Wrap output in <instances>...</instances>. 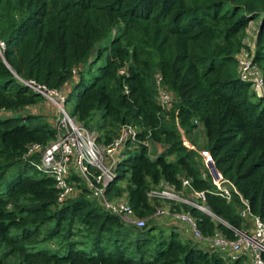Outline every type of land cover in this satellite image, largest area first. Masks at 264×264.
I'll use <instances>...</instances> for the list:
<instances>
[{"label": "trees", "instance_id": "trees-1", "mask_svg": "<svg viewBox=\"0 0 264 264\" xmlns=\"http://www.w3.org/2000/svg\"><path fill=\"white\" fill-rule=\"evenodd\" d=\"M255 20L251 49L246 29ZM0 40V264H249L182 241L176 224L151 218L163 205L147 193L161 183L178 191L188 180L224 223L171 204L195 220L203 237L233 240L225 224L248 228L240 199H221L203 178L200 150L264 222V90L259 95L239 78L237 58L247 51L264 82V0H0ZM157 78L173 96L168 109L158 101ZM30 82L62 90L67 99L75 94L71 117L98 144L110 143L123 125L149 144L151 151L140 143L133 154L125 148L106 190L111 198L125 196L133 215L146 219L143 229L105 212L78 178L74 195L58 202L54 180L25 157L29 146L45 148L55 139V124L29 113L44 102L24 85ZM161 227L170 230L166 238L153 235Z\"/></svg>", "mask_w": 264, "mask_h": 264}, {"label": "built area", "instance_id": "built-area-1", "mask_svg": "<svg viewBox=\"0 0 264 264\" xmlns=\"http://www.w3.org/2000/svg\"><path fill=\"white\" fill-rule=\"evenodd\" d=\"M5 43L0 40V57L4 60ZM250 59L239 63L238 76L245 82H250L253 89L261 95L264 90V82L258 68ZM34 92L45 96L51 102L57 116L55 122V139L46 146L33 144L28 147L26 159L42 175L54 180V187L58 192L57 200L64 202L74 195L78 183L107 213L118 217L123 223L143 229L146 219H138L133 215L132 208L125 196L121 198L109 197L107 187L116 179V164L121 160L126 147H134L143 144L150 151L148 143L140 142L138 131L131 125H123L116 138L108 144H98L96 135L85 127L79 125L66 111V92L48 91L32 82L24 83ZM158 101L163 109L171 107L172 94L165 91L160 85V78L156 82ZM261 91V94H260ZM184 145L193 149L182 137ZM158 153L161 151L157 147ZM202 162L207 170L203 178L210 177L215 187L214 194L225 201H230L237 196L243 209L240 211L242 219L248 222V228L237 229L228 224L225 226L233 233L234 239L230 240L219 234L211 237H203L197 228L195 220L186 213L175 212L171 204H181L191 207L200 213L210 217L213 221L224 224L216 217L206 205L205 193L194 190L188 180H183L181 189L176 191L174 187L161 183L159 188L148 191L147 196L151 200L159 201L163 206L157 207L151 217L156 222L159 218L176 224L179 229L192 241L207 245L210 249L227 252L233 259L246 258L249 264H264V222L251 214L247 202L242 199L236 187L224 179L214 167V163L207 152L201 151ZM37 159V162L33 159Z\"/></svg>", "mask_w": 264, "mask_h": 264}, {"label": "rangeland", "instance_id": "rangeland-1", "mask_svg": "<svg viewBox=\"0 0 264 264\" xmlns=\"http://www.w3.org/2000/svg\"><path fill=\"white\" fill-rule=\"evenodd\" d=\"M259 24V20H255V21H251L248 23L247 25V29H246V33H247V36L245 38V42L246 44L251 48L253 49V41H254V37H255V31L257 29V25ZM108 42V39H104L100 42L101 45H104ZM248 54H247V51H241L238 55H237V58L239 60V63L240 62H243L245 60H248L250 59ZM102 63V60H98V62L94 65L93 64V69L92 71L89 73V75H86L85 77V81H84V84L85 85H88L89 84V80L94 76L96 75L97 73V66L100 65ZM78 79V76L76 75L75 79L74 80H77ZM80 90H82V87L79 88ZM77 92V91H76ZM75 92V93H76ZM260 94H261V91H260ZM75 101H76V95L73 94L72 97H70V99H67V102H66V111L68 112V114L71 116V111L74 107V104H75ZM51 102H49L45 96H44V102L39 105V107H37L36 109L34 110H31L29 113L30 114H36L38 116H40V118L42 120H44L45 122L49 123L51 126H53V124H55L56 122V118L57 116L55 115V110L53 109V107L51 106L50 104ZM17 115H22L24 117V115L26 116V112H18L16 113ZM35 122L32 123V125H34ZM180 134L181 136L188 142V140L186 139V137L184 136L183 132L180 131ZM196 138L199 139L198 141V145L196 147V149H198L199 145H201L202 143V140L200 138L201 137V134L198 132H196ZM129 152V154H133L134 151L131 149H128L127 150ZM151 151V149H150ZM201 151L198 150V154L200 156V160L202 161V158H201V155H200ZM205 169V168H203ZM29 174L31 173L28 172ZM41 176L40 174H36L35 177H39ZM126 183V180L124 181H119L118 182V186H122V185H125ZM165 184V183H164ZM164 219L163 218H159L158 221L162 222ZM169 232L170 230L168 228H165V227H161V228H157L153 231V235L157 238L159 236V234H162L164 238H166L168 235H169ZM183 237V238H182ZM181 237V240L184 241L185 238L187 237L186 235L182 236ZM84 250V252L86 254H91V251H90V247L89 246H86L84 248H82Z\"/></svg>", "mask_w": 264, "mask_h": 264}, {"label": "crops", "instance_id": "crops-1", "mask_svg": "<svg viewBox=\"0 0 264 264\" xmlns=\"http://www.w3.org/2000/svg\"><path fill=\"white\" fill-rule=\"evenodd\" d=\"M157 151H158V149H157ZM159 224L161 223L162 224V222H158Z\"/></svg>", "mask_w": 264, "mask_h": 264}, {"label": "water", "instance_id": "water-1", "mask_svg": "<svg viewBox=\"0 0 264 264\" xmlns=\"http://www.w3.org/2000/svg\"><path fill=\"white\" fill-rule=\"evenodd\" d=\"M4 61V60H3Z\"/></svg>", "mask_w": 264, "mask_h": 264}]
</instances>
